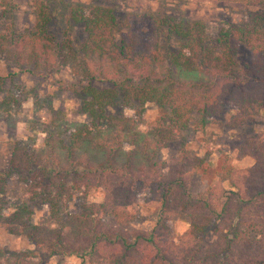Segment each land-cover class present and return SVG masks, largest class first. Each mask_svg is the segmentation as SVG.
<instances>
[{
  "label": "trees",
  "instance_id": "obj_1",
  "mask_svg": "<svg viewBox=\"0 0 264 264\" xmlns=\"http://www.w3.org/2000/svg\"><path fill=\"white\" fill-rule=\"evenodd\" d=\"M61 7V2L34 0V26L18 32L12 17L17 4L0 0L7 16L0 54L19 71L28 65L51 71L61 60L68 62L85 95L79 112L87 117L64 130L46 131L45 164L33 147L14 145L8 173L35 166L39 171L25 179L28 200L13 211L1 213L0 198V225L27 237L35 249L0 247V264H37L38 258L58 254L90 264H264V137L238 146L239 155L253 163L224 179L228 190L192 192L188 182L197 168L190 167L185 151L159 158L187 128L204 129L228 108L236 111L231 125L264 111V11L227 23L213 35L202 20L151 10L119 18L109 5L70 4L67 25L55 34L51 24ZM76 26L85 33L78 44L71 36ZM17 100L8 89L5 110ZM148 102L160 112L144 126L138 105ZM76 193L85 198L82 211L60 221V209ZM139 200L158 210L152 231L129 237L104 225L106 213L119 226L129 224ZM39 205L47 207L54 225L27 221ZM179 214L190 226L186 240L175 243L170 223ZM209 233L216 240L206 242Z\"/></svg>",
  "mask_w": 264,
  "mask_h": 264
},
{
  "label": "rangeland",
  "instance_id": "obj_2",
  "mask_svg": "<svg viewBox=\"0 0 264 264\" xmlns=\"http://www.w3.org/2000/svg\"><path fill=\"white\" fill-rule=\"evenodd\" d=\"M17 9L13 19L18 32L33 28L35 16L32 11L34 0H13ZM61 2L58 19L51 24V31L58 34L67 25V8L70 4L89 6L92 4L109 5L115 8L119 18L127 13H140L151 10L156 13H169L179 18L202 20L210 32L216 35L220 28L230 22H245L264 11V3L249 0H53ZM7 16L0 11V29L6 25ZM73 41L78 44L85 38L83 26H76L71 31ZM242 54L241 60H244ZM27 69H31L30 71ZM16 72L8 77V73ZM0 77H3L4 88L0 92V198L4 200V215L14 210L22 202L28 200L27 179L39 171V167L22 169L8 173L9 159L15 144L29 145L35 149L41 158V165L46 163L44 140L46 131L64 130L68 126L87 120L79 112L80 104L85 97L81 92L80 79L75 77L68 62L61 60L51 71L36 70L32 65L24 66L22 71L14 63L8 62L0 54ZM98 87L111 84L100 81L92 82ZM11 90L18 98L11 103L10 111L5 110L3 100L7 90ZM137 104H134L135 108ZM141 112L137 113L139 120L145 126L150 124L159 114L156 104L148 102L138 105ZM119 109L117 108V111ZM134 114V109L128 110ZM233 108H228L219 118L204 129L190 126L175 141L171 142L159 153L161 159H171L187 152L190 157V167L195 170L189 178L188 185L192 192L199 193L209 187L231 188L226 177L234 171L244 170L253 160L239 155L238 146L252 137H264V111L247 123L231 125L229 119L235 114ZM4 185V186H2ZM85 198L75 194L73 199L59 211V220L64 221L73 213H80ZM3 211V212H2ZM136 216L127 225L119 226L115 218L106 213L105 226L119 228L129 237L135 232H150L158 217L156 208H149L139 200L134 207ZM28 222L54 225L55 220L49 214L47 207L36 206L34 213L26 217ZM190 222L185 214H179L170 223L171 234L175 243L186 240ZM216 240L209 233L206 242ZM0 247L11 250H34L35 245L24 235L12 233L0 225ZM37 264H90L80 258L62 254L38 258Z\"/></svg>",
  "mask_w": 264,
  "mask_h": 264
}]
</instances>
